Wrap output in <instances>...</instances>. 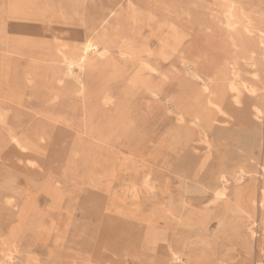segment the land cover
<instances>
[{"label":"rangeland","instance_id":"rangeland-1","mask_svg":"<svg viewBox=\"0 0 264 264\" xmlns=\"http://www.w3.org/2000/svg\"><path fill=\"white\" fill-rule=\"evenodd\" d=\"M263 12L264 0H0V264H264ZM235 64L248 84L236 107L212 128L186 115L209 96L200 78L230 79ZM223 187H249L250 216L222 213Z\"/></svg>","mask_w":264,"mask_h":264},{"label":"bare ground","instance_id":"bare-ground-1","mask_svg":"<svg viewBox=\"0 0 264 264\" xmlns=\"http://www.w3.org/2000/svg\"><path fill=\"white\" fill-rule=\"evenodd\" d=\"M151 3V2H150ZM224 5V4H223ZM232 6V5H231ZM229 7V5H228ZM135 9V8H134ZM141 10V9H140ZM202 10V9H201ZM162 11V10H161ZM137 12V11H136ZM227 12V11H226ZM189 13V12H188ZM264 13V12H263ZM144 14V13H143ZM223 14V13H222ZM229 14V17L232 16V13H228ZM149 15V14H148ZM224 15V14H223ZM152 16V15H151ZM131 17V16H130ZM150 17V16H149ZM185 17V16H184ZM199 17V15H198ZM201 17V16H200ZM153 18V17H152ZM132 19V18H131ZM181 19V18H180ZM200 20V19H199ZM205 20V19H204ZM209 20V19H208ZM221 20V19H220ZM149 21V20H148ZM206 21V20H205ZM222 21V20H221ZM220 21V22H221ZM136 23V22H135ZM139 23V22H138ZM151 23V22H150ZM140 24V23H139ZM163 24V23H162ZM170 24V23H168ZM223 24V23H222ZM141 25V24H140ZM161 25V24H160ZM167 25V24H166ZM163 27V26H162ZM196 27V26H195ZM220 27V26H219ZM152 28V27H151ZM228 28V27H227ZM155 29V28H153ZM161 29V28H160ZM164 29V27H163ZM212 30V29H211ZM153 31V30H152ZM160 31V30H158ZM209 31V30H208ZM264 31V30H262ZM149 32V31H148ZM156 32V31H155ZM55 33V32H54ZM88 33V32H86ZM92 33V32H91ZM154 33V32H153ZM60 34V33H59ZM94 34V33H93ZM155 34V33H154ZM191 34V33H190ZM153 36V35H152ZM160 36V35H158ZM157 36V37H158ZM173 36V35H172ZM192 36V35H191ZM253 36V34H252ZM156 37V38H157ZM257 37V36H256ZM151 38V37H150ZM149 38V40H150ZM183 38V37H182ZM168 39V38H167ZM170 39V38H169ZM181 39V38H180ZM93 40V39H92ZM92 40H89L87 41L80 49V54L78 55V57L73 60V58H71L70 60L66 61V64L69 68H71V66H73L74 64H76L77 66H82L86 57H87V54L88 52L90 51L91 48H94L96 47V43ZM172 40V39H171ZM183 40V39H182ZM138 41V40H137ZM157 41V40H156ZM161 41V40H160ZM166 41V39H165ZM164 41V42H165ZM170 41V40H169ZM128 42V41H127ZM181 42V41H180ZM150 43V42H149ZM162 43V42H161ZM137 44V43H136ZM165 45V44H164ZM262 45V44H260ZM128 46V45H127ZM169 46V45H168ZM101 47V45H100ZM136 47V46H135ZM162 47V46H160ZM159 47V48H160ZM164 47V46H163ZM96 49V48H95ZM101 49V48H100ZM105 49V48H104ZM147 49V48H146ZM146 49H145V53L146 52ZM182 49V48H181ZM143 50V49H142ZM155 50V49H154ZM158 50V49H157ZM127 51V50H126ZM152 51V50H151ZM193 51V50H192ZM96 51H94L95 53ZM140 52V51H139ZM156 52V51H155ZM100 53V52H99ZM101 53H102V50H101ZM144 53V54H145ZM150 53V52H149ZM154 53V52H153ZM170 53V52H169ZM172 53V52H171ZM252 53L253 51L252 50H246L245 46H241L240 47V50L238 51V53H236V56H240V59H242L245 63L243 65H245V68L246 66L248 65L249 61L252 59ZM141 54V53H140ZM155 54V53H154ZM91 55V54H90ZM98 55V54H97ZM100 55V54H99ZM139 55V54H138ZM151 56V55H150ZM157 56V55H156ZM236 56L234 57L236 59ZM196 58V57H195ZM233 58V57H232ZM233 58V59H234ZM95 59V58H94ZM130 59V58H129ZM136 59V58H135ZM134 59V60H135ZM140 59V58H139ZM143 59V58H142ZM90 60V59H89ZM132 60V59H131ZM241 60V61H242ZM144 61V60H143ZM142 61V62H143ZM237 61V60H236ZM156 62V61H155ZM235 62V61H234ZM240 62V61H239ZM255 62V60H254ZM129 63V62H128ZM127 63V64H128ZM146 63V62H145ZM142 64V63H141ZM147 64V63H146ZM251 64V63H250ZM253 64V63H252ZM139 65V64H138ZM149 65V64H148ZM223 65V64H222ZM99 66V65H98ZM137 66V65H136ZM152 67V66H151ZM243 67V66H242ZM251 67V66H250ZM255 67V66H254ZM98 68V67H97ZM138 68V67H137ZM136 68V69H137ZM257 68V67H256ZM73 69V68H72ZM80 69V67H79ZM95 69V68H94ZM135 69V70H136ZM219 69V67H218ZM247 70V69H246ZM69 71V70H68ZM149 71V70H148ZM229 71V70H228ZM226 70V68H222L220 72L216 73L215 75L212 76L210 82L208 84H205V81L204 79H201L204 83V89H202V92L205 93L204 91H207L209 93V96L208 98H202V95H199L196 99H195V102H194V105L191 104L189 105L187 108H186V115H190L194 118H200L202 117L203 120H204V123L206 125V128H212L213 125H214V122L217 121V117H216V114L220 111H224L225 110V107L230 105L232 107V105H236L241 101L240 100V97H241V94L244 93L245 91V87L248 86V84L246 83L245 80H243L241 77H242V69H240V67H237V65L235 64V66H233V73H232V78L229 79V72ZM249 71V70H248ZM150 72V71H149ZM190 72V71H189ZM244 74V73H243ZM140 75V74H139ZM138 75V76H139ZM164 75V74H163ZM193 75V74H192ZM156 76V75H155ZM248 76V74H247ZM66 77V76H64ZM85 77V76H84ZM151 78V77H150ZM239 79H242L243 81L239 80ZM251 79V78H250ZM256 80V79H255ZM80 81V80H79ZM130 81V80H129ZM137 81V80H136ZM140 81V80H138ZM254 81V80H253ZM257 82V81H256ZM262 82V81H261ZM139 83V82H138ZM153 83V82H152ZM251 83V82H250ZM129 84V83H128ZM132 84V83H131ZM259 84V83H258ZM135 85V84H134ZM137 85V84H136ZM151 86V84L149 85ZM154 86V85H153ZM175 86V85H174ZM260 86V85H259ZM127 87V86H126ZM130 87V85L128 86ZM177 87V86H176ZM131 88V87H130ZM135 88V87H134ZM127 89V88H126ZM146 89V88H145ZM154 89V88H153ZM131 90V89H130ZM136 90H139V89H136ZM176 90V89H175ZM174 90V91H175ZM108 91V90H107ZM173 91V90H172ZM124 92V91H123ZM200 92V91H199ZM181 93V92H180ZM107 94V93H106ZM129 94V93H128ZM234 96H233V95ZM125 95V94H124ZM102 96V95H101ZM105 96V95H104ZM106 97V96H105ZM243 97V96H242ZM108 98V97H107ZM110 98V97H109ZM157 99V97H155ZM174 98V97H173ZM104 99V98H103ZM111 99V98H110ZM185 100V98H183ZM187 100V99H186ZM193 100V99H192ZM243 100V99H242ZM181 101V100H179ZM189 101V100H188ZM101 103L103 102L102 100L100 101ZM108 102H110V100H108ZM190 102V101H189ZM251 102V101H250ZM259 102V101H258ZM107 103V101H106ZM180 103V102H179ZM182 103V102H181ZM190 104V103H189ZM101 105V104H100ZM240 105V104H239ZM249 105V104H248ZM107 106V105H106ZM184 106V105H183ZM182 106V107H183ZM102 107V106H101ZM181 107V105H180ZM234 107V108H235ZM251 107V106H250ZM248 108V107H247ZM261 108V107H260ZM233 109V108H232ZM250 108H248L249 110ZM247 110V111H248ZM180 111V110H179ZM236 111V110H235ZM243 111V110H242ZM152 112V111H151ZM245 112V111H244ZM236 113H239L236 112ZM233 114V112H232ZM107 115V114H106ZM236 115V114H235ZM238 115V114H237ZM116 117V116H115ZM112 118L109 120V123L110 124H113L116 119ZM233 117H235L233 115ZM220 118V117H219ZM201 119V118H200ZM222 119V118H221ZM120 120V119H119ZM196 120V119H195ZM192 121V120H191ZM198 121V120H197ZM226 121V120H225ZM203 122V121H202ZM191 123V122H190ZM115 124V123H114ZM221 124V123H220ZM116 127V126H115ZM218 127V126H216ZM219 128V127H218ZM114 129V128H112ZM220 129V128H219ZM111 130V129H110ZM115 130V129H114ZM191 129H189L190 131ZM222 134V133H221ZM187 137V136H186ZM189 138V136H188ZM188 146V144H187ZM251 158V157H250ZM190 159V157H189ZM262 171H263V175H264V166H262ZM238 182V181H236ZM262 186V185H261ZM172 187V186H171ZM247 187V186H246ZM189 189V188H188ZM236 189V188H235ZM246 189V188H245ZM245 189L243 187H239L237 189V192L234 194V196H231V198L227 195V192H226V188H222L220 189V191L218 192V199H220L221 201H225L224 203V206H223V209H222V213H226L225 211H228L230 212H233L234 214H237L238 216H250V212L248 210V207H249V203L247 204L246 202V195L245 194ZM249 189V187H248ZM246 189V191L248 190ZM261 190V199H260V207L264 209V184L262 186V189ZM50 192V191H49ZM249 192V191H247ZM52 194V193H51ZM54 195V194H53ZM52 196V195H51ZM215 196V195H214ZM225 199V200H224ZM249 199V198H248ZM250 201V200H249ZM251 202V201H250ZM4 203V202H3ZM213 205H216V203H214ZM252 206L254 205V203L252 202L251 204ZM5 206V205H4ZM205 206V205H204ZM219 206V205H218ZM251 206V207H252ZM1 209V207H0ZM208 209V208H207ZM213 209V208H212ZM205 209H203L204 211ZM29 214V213H27ZM208 214L207 213H204V212H199L196 214V217H194V220H190V222L188 223L189 225H192V224H202L204 223V221L206 220ZM212 217V216H211ZM210 217V218H211ZM103 219V218H102ZM192 219V218H191ZM250 219V218H249ZM260 220V219H259ZM263 223H264V216H263ZM192 221V222H191ZM108 226V225H107ZM114 226V225H113ZM112 226V227H113ZM116 226V225H115ZM262 226V225H261ZM109 228V227H107ZM4 229V228H3ZM118 235V234H117ZM103 236V235H102ZM100 237V236H99ZM117 237V236H116ZM121 238V236H120ZM126 238V237H125ZM101 239V238H100ZM106 238L104 237L103 238V242ZM136 239V238H135ZM99 239H97L96 241L98 242ZM118 240H120L118 238ZM128 240V239H127ZM130 240V239H129ZM128 240V241H129ZM130 242V241H129ZM91 243V242H90ZM95 243V242H94ZM101 243V242H100ZM99 243V244H100ZM109 243V241H108ZM107 243V244H108ZM122 243V242H121ZM128 243V242H127ZM132 243V242H131ZM139 243V242H138ZM137 243V244H138ZM104 244V243H103ZM82 245V244H81ZM105 246H107L106 244H104ZM134 245V244H132ZM139 245V244H138ZM135 246L134 247H137L135 250H137L139 248V246ZM69 246V245H68ZM83 246V245H82ZM87 246V245H86ZM94 246V244H93ZM100 246V245H98ZM100 249V247H98ZM101 246H102V249H103V245L101 243ZM109 246V245H108ZM121 246H124V245H121ZM15 248V247H14ZM110 248V247H109ZM107 248V249H109ZM125 248V247H124ZM175 249V248H174ZM105 250V249H104ZM94 251V250H93ZM99 252V251H97ZM127 252V251H126ZM241 252V251H240ZM100 253V252H99ZM112 253V252H111ZM172 253V252H171ZM247 253V252H246ZM173 254V253H172ZM5 255V254H4ZM175 257L178 258V255H174ZM7 258V257H6ZM9 258V257H8ZM8 261V260H7Z\"/></svg>","mask_w":264,"mask_h":264}]
</instances>
